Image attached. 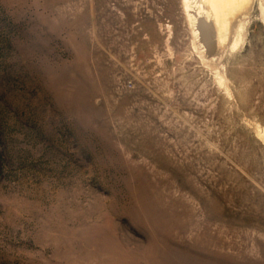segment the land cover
I'll use <instances>...</instances> for the list:
<instances>
[{
	"label": "rangeland",
	"instance_id": "374dc122",
	"mask_svg": "<svg viewBox=\"0 0 264 264\" xmlns=\"http://www.w3.org/2000/svg\"><path fill=\"white\" fill-rule=\"evenodd\" d=\"M259 2L0 0V264H264Z\"/></svg>",
	"mask_w": 264,
	"mask_h": 264
},
{
	"label": "bare ground",
	"instance_id": "6f19581e",
	"mask_svg": "<svg viewBox=\"0 0 264 264\" xmlns=\"http://www.w3.org/2000/svg\"><path fill=\"white\" fill-rule=\"evenodd\" d=\"M252 2L253 0H182L193 35V45L199 49L201 56L205 58L210 54H218L227 47L235 49L242 43V14L248 11ZM259 3L264 19V0ZM218 75V80L223 81L225 76Z\"/></svg>",
	"mask_w": 264,
	"mask_h": 264
}]
</instances>
